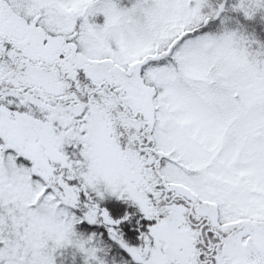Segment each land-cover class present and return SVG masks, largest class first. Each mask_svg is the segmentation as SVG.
<instances>
[{
    "label": "snow or ice",
    "instance_id": "6c2138e0",
    "mask_svg": "<svg viewBox=\"0 0 264 264\" xmlns=\"http://www.w3.org/2000/svg\"><path fill=\"white\" fill-rule=\"evenodd\" d=\"M0 264H264V0H0Z\"/></svg>",
    "mask_w": 264,
    "mask_h": 264
}]
</instances>
